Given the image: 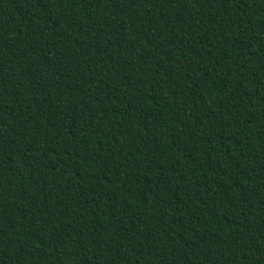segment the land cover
Returning a JSON list of instances; mask_svg holds the SVG:
<instances>
[{"label":"trees","instance_id":"1","mask_svg":"<svg viewBox=\"0 0 264 264\" xmlns=\"http://www.w3.org/2000/svg\"><path fill=\"white\" fill-rule=\"evenodd\" d=\"M0 264H264V0H0Z\"/></svg>","mask_w":264,"mask_h":264}]
</instances>
